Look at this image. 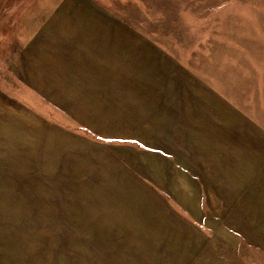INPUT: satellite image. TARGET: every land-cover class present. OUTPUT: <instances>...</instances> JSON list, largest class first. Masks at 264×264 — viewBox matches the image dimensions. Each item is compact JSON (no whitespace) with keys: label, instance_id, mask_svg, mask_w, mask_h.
<instances>
[{"label":"rangeland","instance_id":"obj_1","mask_svg":"<svg viewBox=\"0 0 264 264\" xmlns=\"http://www.w3.org/2000/svg\"><path fill=\"white\" fill-rule=\"evenodd\" d=\"M90 1L98 50L82 0H0V264H264V0ZM34 41L85 101L21 80Z\"/></svg>","mask_w":264,"mask_h":264},{"label":"crops","instance_id":"obj_2","mask_svg":"<svg viewBox=\"0 0 264 264\" xmlns=\"http://www.w3.org/2000/svg\"><path fill=\"white\" fill-rule=\"evenodd\" d=\"M83 10L80 14L82 17V26L84 28L79 29L78 33L81 36L80 46L86 47L88 50L97 49V6L90 3V0H82ZM62 9H65L62 7ZM108 28V27H107ZM106 28V29H107ZM124 27L116 26V32H124ZM114 26L111 27V33H116ZM53 32V31H52ZM125 41H127L124 38ZM81 48V47H80ZM71 45H52L49 43L32 42L21 48L14 57V66L17 68L21 80L29 84V86L45 98L60 99V100H73L83 99L86 100V96H79L76 93L81 89L78 82L94 83L97 82V72L93 68H87L86 63L77 64L70 61H62L69 50ZM117 52V51H115ZM118 53V52H117ZM67 65H65V64ZM118 66L120 64L117 63ZM70 66V67H68ZM71 68V69H70ZM126 74L131 75L132 70L124 68ZM90 97V96H89ZM91 98V97H90ZM76 99V100H77ZM75 101L73 105H75ZM4 107L1 102L0 109ZM5 107H8L5 105ZM8 109V108H7ZM12 112V114L9 113ZM26 111L17 109L16 107L6 110L2 108L0 110V118L2 115L10 116L9 122L13 123V127L16 125H26L28 120L24 122L16 120V116L20 115L23 118ZM33 114V113H30ZM30 125V124H29ZM33 125V124H32ZM0 125V131L1 127ZM8 126V125H4ZM13 127L8 126L12 129Z\"/></svg>","mask_w":264,"mask_h":264},{"label":"trees","instance_id":"obj_3","mask_svg":"<svg viewBox=\"0 0 264 264\" xmlns=\"http://www.w3.org/2000/svg\"><path fill=\"white\" fill-rule=\"evenodd\" d=\"M70 129H72L73 131H77V132H83V133H90L89 131L90 130H88L87 128H85V127H74V126H71L70 127ZM90 135H92L93 136V134L92 133H90ZM93 137H95V138H97V136H93ZM107 140V139H106ZM115 140H117V141H120L119 139H108L107 141H115ZM117 141H115V142H117Z\"/></svg>","mask_w":264,"mask_h":264}]
</instances>
